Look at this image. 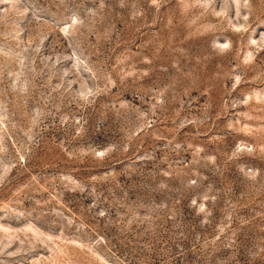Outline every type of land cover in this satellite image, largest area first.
<instances>
[{"label":"rangeland","instance_id":"obj_1","mask_svg":"<svg viewBox=\"0 0 264 264\" xmlns=\"http://www.w3.org/2000/svg\"><path fill=\"white\" fill-rule=\"evenodd\" d=\"M0 264H264V0H0Z\"/></svg>","mask_w":264,"mask_h":264}]
</instances>
